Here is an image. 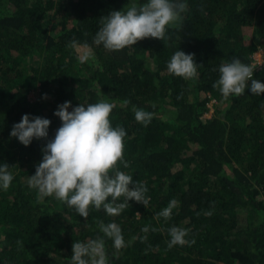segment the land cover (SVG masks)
<instances>
[{
    "label": "trees",
    "instance_id": "16d2710c",
    "mask_svg": "<svg viewBox=\"0 0 264 264\" xmlns=\"http://www.w3.org/2000/svg\"><path fill=\"white\" fill-rule=\"evenodd\" d=\"M146 2L0 0V165L13 176L0 187V264H71L74 241L98 237L108 264H264V94L251 93V80L239 97L213 87L221 64H252L264 49V0H182L188 10L166 42L145 38L122 51L94 43L103 17ZM179 50L194 54L197 78L168 72ZM252 79L264 83V63ZM66 101L69 111L113 105L111 124L127 133L129 167H118L147 186L148 207L133 199L119 215L90 208L85 219L54 196L38 200L28 180ZM133 108L152 114L147 126ZM25 114L51 121L47 138L25 146L10 135ZM173 200L171 217L159 216ZM100 221L121 228L119 258ZM174 226L188 230L189 243L169 249Z\"/></svg>",
    "mask_w": 264,
    "mask_h": 264
},
{
    "label": "clouds",
    "instance_id": "9594fccd",
    "mask_svg": "<svg viewBox=\"0 0 264 264\" xmlns=\"http://www.w3.org/2000/svg\"><path fill=\"white\" fill-rule=\"evenodd\" d=\"M187 10V4L182 0H147L140 6L131 4L126 12L113 10L103 17L94 43L97 46L102 44L109 51H122L145 38L166 42L168 27L175 26L182 19L181 14ZM256 68L234 57L230 63L220 65V77L213 87L219 89L224 99L232 95L239 97L245 93L251 80V93L264 94V83L252 79ZM167 69L170 74L185 80L198 77L194 54L183 50L174 53ZM70 107L71 101L58 106L54 114L60 117L62 125L56 131L55 138L43 147V159L28 180L29 187L38 191V200L42 202L45 197L54 196L85 219L89 216L90 208H103L108 216L119 215L133 199L148 207L150 198L146 196L147 186L139 181L134 182L131 175L118 167L119 164L129 167V162L124 159V138L127 133L123 127L112 126L109 117L113 105L101 101L80 104L72 111H69ZM133 111L137 122L145 126L150 123L151 113L136 108ZM50 124L47 118L36 116L30 119L29 114H25L20 122L14 124L10 135L28 146L34 138H47ZM12 180L8 164L0 165V187L7 190ZM133 183L134 187L130 188ZM120 198L124 202H118ZM176 206V201H171L159 216L169 219ZM98 226L104 236L113 241L116 250L113 255L119 258L120 251L127 247L121 228L115 222L105 224L100 221ZM148 230V227L142 229L145 233ZM187 233V229L170 228L168 248L189 243L185 239ZM71 264H108L104 239L98 237L86 243L74 241Z\"/></svg>",
    "mask_w": 264,
    "mask_h": 264
},
{
    "label": "rangeland",
    "instance_id": "374dc122",
    "mask_svg": "<svg viewBox=\"0 0 264 264\" xmlns=\"http://www.w3.org/2000/svg\"><path fill=\"white\" fill-rule=\"evenodd\" d=\"M263 55H264V51L262 50V48H260L258 51H256V52L254 53V57H256L257 59H261V58L263 59ZM37 91H38V90L31 91V92L29 93V97H30L31 99H35L36 96L38 95V92H37ZM212 112H213V111L209 110V111L207 112L206 115H211Z\"/></svg>",
    "mask_w": 264,
    "mask_h": 264
},
{
    "label": "built area",
    "instance_id": "2783aa9c",
    "mask_svg": "<svg viewBox=\"0 0 264 264\" xmlns=\"http://www.w3.org/2000/svg\"><path fill=\"white\" fill-rule=\"evenodd\" d=\"M262 50L264 51V49L262 48ZM264 63V55H263V59H257L256 57H254V60L252 62V65L257 66L256 69H258L260 67V65H262ZM215 101V99H212L210 102V105ZM211 111H213V108L210 109ZM207 114V113H206Z\"/></svg>",
    "mask_w": 264,
    "mask_h": 264
}]
</instances>
